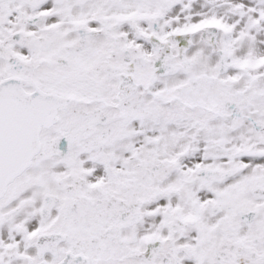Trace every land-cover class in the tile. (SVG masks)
<instances>
[{
	"label": "snow or ice",
	"instance_id": "6c2138e0",
	"mask_svg": "<svg viewBox=\"0 0 264 264\" xmlns=\"http://www.w3.org/2000/svg\"><path fill=\"white\" fill-rule=\"evenodd\" d=\"M0 264H264V0H0Z\"/></svg>",
	"mask_w": 264,
	"mask_h": 264
}]
</instances>
